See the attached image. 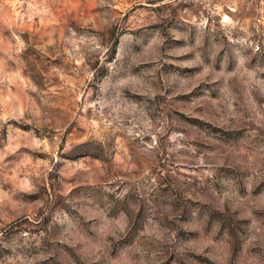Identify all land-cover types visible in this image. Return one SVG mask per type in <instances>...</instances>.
I'll return each mask as SVG.
<instances>
[{"label":"rangeland","instance_id":"1","mask_svg":"<svg viewBox=\"0 0 264 264\" xmlns=\"http://www.w3.org/2000/svg\"><path fill=\"white\" fill-rule=\"evenodd\" d=\"M0 264H264V0H0Z\"/></svg>","mask_w":264,"mask_h":264}]
</instances>
